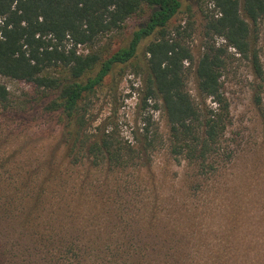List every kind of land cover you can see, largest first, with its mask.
Returning <instances> with one entry per match:
<instances>
[{"label": "trees", "instance_id": "16d2710c", "mask_svg": "<svg viewBox=\"0 0 264 264\" xmlns=\"http://www.w3.org/2000/svg\"><path fill=\"white\" fill-rule=\"evenodd\" d=\"M211 4L200 8L205 43L196 64L189 28H169L181 0H0V79L54 95L47 111L64 124L60 152L24 151L32 138L3 122L14 106L0 81V264H264V212L240 197V185L220 200L237 154L224 78L239 54L263 79L252 29L264 20V0ZM145 10L126 45L79 52ZM142 47L145 100L162 102L167 138L151 119L126 138L114 124L94 127L86 113L89 97ZM187 63L209 105L189 93ZM255 103L263 105L258 94ZM163 148L182 169L180 198L158 180Z\"/></svg>", "mask_w": 264, "mask_h": 264}, {"label": "rangeland", "instance_id": "374dc122", "mask_svg": "<svg viewBox=\"0 0 264 264\" xmlns=\"http://www.w3.org/2000/svg\"><path fill=\"white\" fill-rule=\"evenodd\" d=\"M181 1V11L172 20L169 28L171 31L176 28H189L186 43L190 46L197 64L205 43V22L200 8L211 10L214 7L211 0ZM147 16L148 11L145 10L129 19L120 33H112L100 38L94 46H80L79 52L86 54L91 47L95 51L118 50L129 42L132 31L143 24ZM217 41L222 43V40ZM252 48L258 53L264 71V20L252 29ZM186 67L191 68L187 80L189 93L197 104L209 105V101L203 102L198 93L195 64L189 66L187 63ZM146 68L145 49L142 47L136 59L126 66L117 67L104 85L89 97L85 109L87 116L94 120V127L102 123L114 124L122 136L133 138L142 132L146 119H151L152 127L158 128L160 133L168 137L169 125L162 102L145 100ZM228 68L224 81L231 102L234 124L230 132L235 141L237 154L221 180L222 187L228 192L226 191L220 200L223 201L230 196L229 192L240 191L237 187L240 185L243 188L240 197L257 202L262 213L264 212V77L261 80L256 78L251 61L242 58L239 54L233 56ZM0 81L8 88L14 106L9 119L3 122L21 132L23 136L21 139L32 138L27 145L22 146L23 150L36 155L60 152L64 124L59 113L47 111L48 104L55 99V96L43 93L34 85L24 81L6 77H2ZM257 94L262 98L261 107L255 103ZM155 104L158 109L154 107ZM17 144L19 141L16 142ZM163 149L154 160L158 180L165 184L167 197L180 198L183 196V191L179 188L182 169L167 156L165 148ZM214 211L217 225L221 217V208ZM250 222L252 223V220ZM260 222L261 219L257 221V227Z\"/></svg>", "mask_w": 264, "mask_h": 264}]
</instances>
